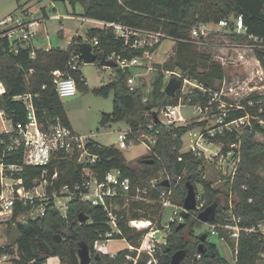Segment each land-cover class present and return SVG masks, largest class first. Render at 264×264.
<instances>
[{
	"label": "trees",
	"instance_id": "16d2710c",
	"mask_svg": "<svg viewBox=\"0 0 264 264\" xmlns=\"http://www.w3.org/2000/svg\"><path fill=\"white\" fill-rule=\"evenodd\" d=\"M21 1L17 0L18 8L24 5L20 3ZM67 1L73 6L81 3L83 17L163 31L178 38H188L191 29L199 24L210 22L217 24L221 19L241 15L246 33L237 32L238 35L248 40L247 35L252 34L264 40V0H127L124 4L118 0ZM44 14H47L45 10ZM230 26L231 29H235L232 24ZM94 38L98 40L93 47L98 55L97 62L107 59L113 53L130 58L142 55L147 49L132 47L134 37L128 39L120 37L113 27L89 28L86 38L76 35L67 48L52 46L49 50L30 42L20 47L18 51H13L9 39L0 38V78L6 86V93L0 94V110L13 124L24 121L25 105L15 100L14 96L32 92L37 94L34 102L42 125L46 126L58 117L63 124L71 127L67 111L53 82L52 71L68 70L70 52L73 50L80 52L79 43L94 42ZM160 44L148 49L154 53ZM175 44V48L167 53L163 63H153L156 69L150 83L140 79L142 83L131 90L127 79L133 70H123L116 66L113 67L111 81L94 88L96 94L103 96L114 92L113 110L103 113L102 125L124 121L132 128L135 135L144 138L150 135L156 138L149 155L140 160L137 168L129 166L124 151L116 145H102L98 149L101 159L96 169L103 176L111 168H120L124 174L132 177L135 185L141 187L149 185L161 171H167L174 177H180L174 190V200L178 204L184 205L188 191L187 183H192L196 191L200 183L203 186L202 196L205 199L203 209L211 205L215 206V217L211 222L226 221L229 215L225 214V211L231 210L232 214L241 218L244 225H257L264 219V176L254 169V164L256 158L264 152V144L255 140V134L258 132L264 134V126L254 122L253 128L245 130L239 137L236 133H232L216 135L212 138L216 142L223 143L225 149L229 148L232 142L241 143V163L238 172L232 182L226 183L235 193L234 205L231 209L229 198L227 197L226 203L223 204L221 191L203 178L205 170L203 158L191 152L181 151L183 135L192 129L195 123L177 127L158 123L153 129L148 127L152 121L151 115L157 109L178 102L181 90L170 95L165 89L167 71L179 70L183 76L191 78L197 84L192 88V104L205 105L209 94L207 91L203 92L202 88L217 89L225 78L224 66L212 60L211 54L201 52L196 42L178 40ZM33 51L35 56H32ZM256 55L264 66V51L257 48ZM31 68L34 70L32 73L29 72ZM201 68L205 71L201 72ZM70 72L76 79L77 87L87 89V80L81 69ZM146 95L148 99L144 101ZM250 98H253V95L243 99L242 102L247 104ZM248 111L255 109L248 108ZM244 113L243 109L235 110L227 119L242 116ZM203 133L208 135L206 130ZM4 135V132L0 133L1 137ZM21 156V153H15L9 160L21 161ZM57 166L58 186L63 184L72 186L82 180L81 165L74 157L59 160ZM40 170L39 167L26 166L22 173L24 182L29 184L32 177ZM159 185L162 187L163 184L159 183ZM153 196L155 197V194ZM159 208L158 203L138 201L122 209L120 213L126 218L119 222L121 237H125L133 245H138L146 230L131 227L128 224L129 219L155 221ZM19 211L17 209L13 217L15 224L9 222L7 227L8 231L15 230L16 236L0 247V253L11 254L10 264H44L50 256L57 257L61 264H81L79 253L83 245L88 246L93 257L89 264H119L125 255L123 252L118 257L112 258L100 253V257H96L95 243L100 234H105L110 229L107 213L102 207L93 206L79 197L69 201L67 217H63L57 207L49 205L45 215L29 219L24 223L16 220ZM199 212L191 211L181 228H178L179 222L174 224L167 243L159 255L160 264H171L172 255L179 250L186 251L180 264H264V258L261 257L264 247L257 233H243L238 241H235L225 230L220 229L218 238L226 236L225 240L234 249V261L226 258L220 252L218 244L209 239L210 231H207L208 236L203 241V233H197V228L202 224L198 219ZM85 215L88 219L81 222V217ZM201 243H203L202 250H200Z\"/></svg>",
	"mask_w": 264,
	"mask_h": 264
},
{
	"label": "built area",
	"instance_id": "2783aa9c",
	"mask_svg": "<svg viewBox=\"0 0 264 264\" xmlns=\"http://www.w3.org/2000/svg\"><path fill=\"white\" fill-rule=\"evenodd\" d=\"M124 4L127 0H118ZM48 19V15L37 16L31 11V8L23 5L17 11L12 12L0 20V38L7 37L10 41L11 50L18 51L20 47L34 40L39 36L37 26ZM92 27H113L120 37H134L132 47H146L142 55L133 57H122L116 53L110 55L107 59L114 60L123 70L145 69L147 72L154 71L153 53L148 48L154 47L164 40H172L175 43L178 40L196 42V38L205 34L207 24H199L191 29L188 38H178L163 31H156L147 28H137L124 25L117 22H108L95 18L83 17ZM235 27L238 32L246 33L241 15L229 19H221L218 26L227 28L230 25ZM248 36V43L252 47L264 51V40L252 34ZM98 43L97 38L92 42L93 47ZM47 50L51 48L45 47ZM35 56V51L32 52ZM260 61V60H259ZM261 62V61H260ZM83 63L81 52L73 50L68 59V70L55 69L52 71L53 82L60 97L72 96L77 93L78 87L75 77L71 70H78ZM262 65V64H261ZM263 66V65H262ZM34 70L30 69V73ZM167 80L173 76L182 79V85L179 88L181 93L178 102L175 104H166L161 106L155 113L159 118L156 121L153 113L152 121L148 124L149 129H153L158 123L166 126L187 125V120L191 117L186 116L182 111L184 106L192 105L199 110L200 114L213 115L216 123L207 129L208 135L203 132H195L190 129L187 135L190 138L188 148L182 152H191L203 160L213 162L217 169L227 181H233L238 172L241 163V143L232 142L229 148L225 149L224 144L216 142L212 138L216 135H225L236 133L239 137L247 129H252L254 122L264 126V84L262 86L250 87L245 93L235 91V86H229L227 78L222 81V86L217 89L205 90L209 96L205 105L201 103L192 104V83L197 84L191 78L183 76L179 70L167 71ZM264 77H261L263 80ZM128 85L131 90L136 89L141 80L137 74H129ZM178 89V90H179ZM149 90V89H148ZM6 93V86L0 78V94ZM237 96L239 101L234 102L230 98ZM253 95V98L245 104L243 99ZM37 94L25 92L14 96V99L22 102L26 109V119L13 124L11 128H5L4 137L0 136V223L15 221L13 217L17 209V221L28 222L29 219H35L45 215L49 205L57 207L63 217H67L69 201L74 197H79L82 201L90 203L93 206H100L107 213L110 229L105 234H100L95 243L97 253H104L112 258L118 257L124 252V257L119 264H160L159 255L167 243L169 233L174 224L182 221V210L184 205L178 204L174 200V190L180 177H174L167 171H161L159 176L151 180L150 184L144 187L135 185L131 176L124 174L120 168H111L101 176L96 169L97 163L101 159L98 149L102 144L94 139V133L83 135L75 131L72 127L65 125L56 117L54 122L42 125L35 105ZM148 95L144 97L147 101ZM248 108L255 111H248ZM243 109L245 113L242 116L227 119L228 115L235 110ZM0 114L7 118L5 113L0 110ZM1 133V132H0ZM147 138L137 136L133 133L130 126L120 130L117 143H114L121 151L128 149L139 143H143L148 151L156 143L154 136L147 135ZM21 153V161H10L14 154ZM81 165L82 180L74 185L56 184L59 178L57 162L61 159L72 158ZM26 166L39 167L41 170L32 177L29 184L24 182L22 173ZM53 169V170H52ZM168 181L169 184H164ZM159 183L163 184L160 187ZM197 192V209L201 211L204 208L205 199L202 192ZM155 194V197L153 196ZM68 197L69 201L61 202L60 198ZM144 201L147 203H158L160 208L156 215V220L129 219L128 224L138 230L145 229L140 243L131 244L125 237H121L122 231L119 228V222L126 218L120 211L129 206L132 202ZM252 201V199H250ZM234 205L233 199L229 201V208ZM166 208H172L173 211L168 221L164 222ZM229 217L224 222H209L210 233L214 236H220V229L226 231L227 235L238 241L243 233H257L264 247V219L257 225L246 226L241 218L232 214L231 210L225 211ZM82 222V221H81ZM147 223L141 225V223ZM126 239L128 246L121 251H107L103 247L112 238ZM222 240L226 236H221ZM0 240V247L4 246ZM264 258V249L261 252ZM11 254L9 252L0 253V262L9 261ZM59 264H61L59 262Z\"/></svg>",
	"mask_w": 264,
	"mask_h": 264
},
{
	"label": "rangeland",
	"instance_id": "374dc122",
	"mask_svg": "<svg viewBox=\"0 0 264 264\" xmlns=\"http://www.w3.org/2000/svg\"><path fill=\"white\" fill-rule=\"evenodd\" d=\"M17 0H0V19L6 14H11L17 11ZM25 6H29L31 11L37 16H43L44 10L48 15V19L37 26L39 36L34 38V45L39 47L60 46L67 48L72 39L76 35L86 38V32L90 28V24L83 20V5L77 3L73 6L69 1L63 0H22L20 2ZM235 29L231 26L222 28L214 22L207 24L205 34L196 38L199 41L196 46L204 53H209L212 60L221 63L225 69V78L228 80V85L235 86V91L245 93L250 87L262 86L264 84V66L259 61L255 47L249 45L247 39L238 35ZM175 42L172 40H164L153 53L154 63H163L167 58V53L172 52L175 48ZM80 69L87 80V89L78 87L77 93L72 96L61 97L63 105L67 111L72 128L80 134L89 135L94 133V139L102 145H112L117 143L120 130L127 128V123L124 121L111 122L107 125L101 124L102 115L104 112H112L114 92H110L108 96L96 94L93 90L96 87L107 84L112 79L113 67H107L100 62H83ZM155 71V70H154ZM154 71L147 72L145 69H135L132 74H137L140 80L145 79L150 83L153 78ZM205 71L201 68V72ZM219 84V81H217ZM194 84L192 83V87ZM219 85L222 86V83ZM232 95V101L237 102L239 98ZM182 111L186 116H189L187 125L195 123L192 131L203 132L214 125L216 119L213 115L200 114L193 105L184 106ZM206 122L205 124H202ZM13 123L10 119L3 117L0 114V132L5 128H11ZM255 140L264 144V134L256 133ZM190 141L187 133L183 135L182 151L188 148ZM143 143L136 144L124 150L128 164L132 168H137L140 165V160L149 155ZM205 170L203 178L209 180L214 188L221 191L220 197L223 204L226 203L227 197L229 201L235 198V193L232 188L227 186V178L221 174L219 169L213 162L204 160ZM254 169L264 176V152H262L255 160ZM171 175V174H170ZM197 191L202 192V184L197 185ZM61 202L69 201L68 197L60 198ZM173 209L166 208L163 221L169 219ZM182 221H185L183 218ZM7 223H0V240L3 243L10 242L15 236L16 231H8ZM210 231V224L202 222L197 228V233ZM209 239L218 244L220 252L230 261H234V249L232 245L221 240L218 236L210 235ZM128 243L123 238H112L103 250L121 251L127 248ZM0 264H10L9 261L0 262ZM44 264H59V260L55 256H50Z\"/></svg>",
	"mask_w": 264,
	"mask_h": 264
},
{
	"label": "water",
	"instance_id": "95a60500",
	"mask_svg": "<svg viewBox=\"0 0 264 264\" xmlns=\"http://www.w3.org/2000/svg\"><path fill=\"white\" fill-rule=\"evenodd\" d=\"M79 48L81 52V57L83 59V62H97L98 61V55L95 53L93 44L90 41H83L79 43ZM100 63L107 67H116L117 62L110 59H101ZM182 85V79L176 76H173L169 79L167 82L165 89L170 95H174L177 90ZM156 121H159V118L157 116V113H155ZM166 185L169 184L168 181H165ZM187 195L184 200V209L182 210L181 214L182 217L185 219L188 217V215L191 213V211H195L197 209V192L195 189V186L192 183H187ZM215 217V206L211 205L206 207L205 209L201 210L198 214V219L202 222H211ZM88 219V216L85 215L81 217V221H86ZM185 224L184 221H180L178 223V228L183 227ZM208 236L207 232H204L202 234V240L204 241ZM203 249V243L200 244V250ZM186 255L185 250H179L176 251L172 255V261L171 264H180L184 256ZM96 257H100V253H96ZM92 255L90 252V249L87 245H83L82 249L79 253V259L81 264H89L92 261Z\"/></svg>",
	"mask_w": 264,
	"mask_h": 264
},
{
	"label": "crops",
	"instance_id": "0c3cea01",
	"mask_svg": "<svg viewBox=\"0 0 264 264\" xmlns=\"http://www.w3.org/2000/svg\"><path fill=\"white\" fill-rule=\"evenodd\" d=\"M17 5H19V4L17 3ZM27 7H29V6H27ZM29 8H30V7H29ZM16 9H18L17 6H16ZM7 15H9V14H6V16H7ZM6 16H5V17H6ZM5 17H4V18H5ZM2 19H3V18H2ZM2 19H0V20H2ZM32 43L34 44V40L32 41ZM41 47H42V46H41ZM51 47H52V46H51ZM71 127H72V126H71ZM0 131H1V130H0Z\"/></svg>",
	"mask_w": 264,
	"mask_h": 264
},
{
	"label": "bare ground",
	"instance_id": "6f19581e",
	"mask_svg": "<svg viewBox=\"0 0 264 264\" xmlns=\"http://www.w3.org/2000/svg\"><path fill=\"white\" fill-rule=\"evenodd\" d=\"M142 221H144V219H142ZM147 223H145V222H143V223H141V225H146Z\"/></svg>",
	"mask_w": 264,
	"mask_h": 264
}]
</instances>
